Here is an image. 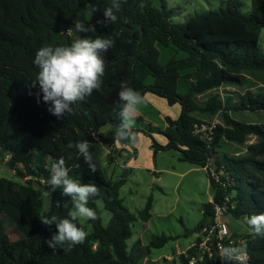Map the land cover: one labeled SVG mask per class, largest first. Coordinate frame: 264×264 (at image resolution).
Wrapping results in <instances>:
<instances>
[{"label":"trees","instance_id":"16d2710c","mask_svg":"<svg viewBox=\"0 0 264 264\" xmlns=\"http://www.w3.org/2000/svg\"><path fill=\"white\" fill-rule=\"evenodd\" d=\"M154 2L120 0L113 24L99 23L105 20L104 10L111 6V0H0V163L6 160L19 178L0 176V264H142L152 248L162 247L172 238L156 235L147 246L137 241L129 249L132 224L152 216V197L138 213L131 212L119 195L127 175L108 178L92 146L100 142L109 149V164H115L121 155L117 144L133 148L131 141L115 139L122 83L143 100L147 93H153L170 105L181 106L177 119L166 117L165 128L134 127L130 130L133 135L146 133L156 151L172 148L181 160L204 169L216 166L217 173L224 171L229 177L230 186H224V176L216 181L206 171L214 202L204 204L200 230L212 220L215 203L222 204L226 196H231L227 210L233 217L248 219L264 214V123L243 122L230 114L232 110L264 111V55L259 51L264 0H251L248 15L234 4L195 14L180 23L172 21V11L165 4L158 8ZM76 21L94 26L96 32H75ZM72 26L70 35L67 31ZM97 36L115 40L102 54L103 84L77 102L72 113L57 118L48 111L38 87L32 86L38 72L33 64L36 51L49 45L69 46L77 37ZM159 45H173L186 57H172L163 64ZM149 77L153 78L151 83L147 82ZM181 78L191 80L187 93L178 91ZM253 79L260 89H247L236 103L232 96L223 99L219 92L212 93L223 85L245 86ZM205 93L209 94L201 102L199 96ZM217 113H221V121L212 129L199 131L206 123L198 114ZM155 132H161L167 143H159ZM83 140L91 144L95 174L76 150V143ZM232 145L243 147V154L220 150ZM60 158H64L71 178L98 188V195L90 198L88 205L97 212V219L88 220L89 233L79 220L76 222L86 238L68 252L48 246L57 229L55 224H43L41 218H66L72 208L70 198L62 196L60 189L52 192L48 185L44 190L34 185L38 177L48 181L51 165ZM44 191L50 193L47 206ZM98 200L111 213L107 225L103 224ZM3 216L16 225L20 238L9 239ZM249 229L233 233V237L245 241L250 264H264V238ZM201 240L199 237L196 244ZM196 253V247L181 253L180 264H188ZM201 264H220L218 252L211 258L205 255Z\"/></svg>","mask_w":264,"mask_h":264},{"label":"rangeland","instance_id":"374dc122","mask_svg":"<svg viewBox=\"0 0 264 264\" xmlns=\"http://www.w3.org/2000/svg\"><path fill=\"white\" fill-rule=\"evenodd\" d=\"M163 4L166 5L169 11H172L171 19L176 23L184 22L189 17L204 11L219 10L221 7L233 6L234 4H239L240 11L245 15L251 12V0H155L154 2V6L158 8L162 7ZM158 48L160 50V62L163 64L167 63L172 57L177 59L186 57L184 51L173 45H159ZM259 51L264 55V27L260 32ZM152 81V77L147 79L148 83ZM250 81L245 86L223 85L213 90L212 93L219 92L223 99L232 96L234 103H236L247 89L252 91L260 89V87H255L256 82L254 79ZM190 83L189 79L181 78L178 91L187 93ZM208 94L200 95L199 100L201 102L205 101ZM159 98L163 100L166 106L172 107L165 98ZM138 108L142 109L147 118L152 119L159 127H163L165 123L164 116L177 119L180 114L175 112V108H181V106L177 103L170 110L171 114H166V110L163 108L160 109V114L159 109L155 110L147 103L140 104ZM230 114L234 119L243 122L264 123V111L232 110ZM198 115L206 123L201 126L204 131L208 130L209 124L221 121V113ZM146 124L147 122L144 120L137 121L135 119L134 127L151 128ZM154 135H156L155 139L159 143L166 141V137L161 132H155ZM135 136L137 137V143L133 145V148L136 150V156L128 162V165L122 168V174L125 173L127 176L125 183L119 190V195L133 213H138L152 197V216L146 222L137 220L132 224V236L127 240V244L129 249L137 241H140L143 246H147L156 235L172 236L164 246L152 248L150 258H147L145 263L142 261V264H175L164 260V257L173 255L175 251L184 250L191 245L193 247L197 237L203 236L202 230L199 229L203 219V207L204 204L211 201L212 196L208 175L204 168L181 160L180 154L172 148L156 151L152 146L151 138L146 133L137 132ZM251 140L253 142L255 139ZM220 150L230 152L232 155H241L244 152L243 147L238 148L234 145L230 147L223 146ZM102 167L105 175L110 178L111 166L106 159L103 160ZM15 174V171L7 165L6 160L0 163L1 177L18 181L19 178ZM39 179L38 177L37 181L34 180V185L44 190L45 184ZM48 203L49 197H46L45 206ZM97 204L102 213L103 224L107 225L111 213L105 209L102 200H98ZM246 219L247 217L236 218L231 214L228 215L232 232L238 235L248 232L250 229ZM79 222L86 228L87 233L91 231L92 228L88 221ZM3 224L11 241L21 237L20 231L7 216H3ZM159 257L161 258L160 261L157 260ZM177 258L180 261V255H177ZM178 261L177 264H179Z\"/></svg>","mask_w":264,"mask_h":264},{"label":"clouds","instance_id":"9594fccd","mask_svg":"<svg viewBox=\"0 0 264 264\" xmlns=\"http://www.w3.org/2000/svg\"><path fill=\"white\" fill-rule=\"evenodd\" d=\"M120 0H111V6L105 8V20L99 23H115ZM95 11V8H93ZM74 30L77 33H94L96 28L83 22H74ZM73 26L68 29L71 35ZM115 44L111 37L97 36L95 38L77 37L69 46H43L36 51L33 64L38 68L32 86L38 87L42 94L43 102L49 105L48 111L57 118H63L65 114L74 111L73 106L77 102L90 97L94 91H98L103 84L105 63L103 53H106ZM119 120L115 129L117 141H131L137 143V137L131 133L135 126L133 113L143 103L142 96L127 84H121L119 91ZM76 150L83 159L91 174L97 172L93 154L90 151L91 144L87 140L77 142ZM52 192L61 190V195L69 197L72 208L66 218H41L45 225L55 224L57 231L47 241L50 248H63L65 252L82 243L86 233L82 227L77 226V221H95L97 212L89 207V200L98 195V188L94 183H83L74 180L69 175L64 158H60L51 165L50 176L47 181ZM49 191L42 193L43 197L49 196ZM248 226L261 238H264V214L253 215L247 219ZM221 259L225 264H243L244 252L238 247H224L221 249Z\"/></svg>","mask_w":264,"mask_h":264},{"label":"built area","instance_id":"2783aa9c","mask_svg":"<svg viewBox=\"0 0 264 264\" xmlns=\"http://www.w3.org/2000/svg\"><path fill=\"white\" fill-rule=\"evenodd\" d=\"M216 123L211 124L208 129H212V126ZM204 125V124H203ZM206 130V129H205ZM199 131H204L202 127L199 128ZM217 167L206 166L205 170L211 173V176L216 181H221L220 177L224 176L225 179L222 181V185L230 186L229 177L224 171H220L217 173ZM225 173V174H224ZM42 183L47 185V181L43 178L39 179ZM209 184L211 182L209 181ZM212 195V193H211ZM231 196H226L225 201L220 203H215L214 205V215L212 220H210L203 228H202V240L198 244H194L193 247H196V254H193L188 260V264H201L205 259V255H208L211 258L214 252H218L220 256V264H225V262L221 259V249L224 247H238L244 252V261L243 264H250V255L244 250L246 246L245 241L233 237V232L229 225L228 220V210H227V202L230 200ZM211 202H214L213 195L211 196Z\"/></svg>","mask_w":264,"mask_h":264},{"label":"crops","instance_id":"0c3cea01","mask_svg":"<svg viewBox=\"0 0 264 264\" xmlns=\"http://www.w3.org/2000/svg\"><path fill=\"white\" fill-rule=\"evenodd\" d=\"M190 82H191V80H190ZM190 85H191V83H190ZM159 97L160 96H157V95H155L153 93H147L145 95V100H143V103H147L149 106H151L155 110H158L159 109V111H160V109L162 110V108H163L164 110H166V114H171L170 113L171 112L170 110H172L177 103L174 104V105H172V107H168V106H166V104H164L163 100H161ZM167 103H168V101H167ZM175 112L177 114H181V108H175ZM160 114H161V111H160ZM133 115H134V117H135V119L137 121L144 120V121L147 122L146 125L159 127L152 119H149V117L147 118V115L142 111V109H140L138 107H137L136 111L133 113ZM166 117L167 116H164V121H165L164 126L163 127H159V128H162L163 129V128L166 127ZM171 118L172 119H176L174 117H171ZM106 129H108V126L104 128V130H106ZM155 136L156 135H154V137ZM166 143H167V139H166V141H164L161 144L164 145ZM92 146H93L94 152H95L96 156L98 157V159H99V161H100L101 164H102V162H103L104 159H106L108 161L109 149L106 146H104L100 142H95V143L92 144ZM117 147L121 150V155L119 156V158L115 162V164H109L111 166V171H112L111 172V176H113V177L121 176L122 175V168L125 167L126 165H128V162L136 156V152H134L133 151V148L131 146H129V145L117 144ZM113 167H114V169H113ZM198 238H199V236L197 237V239ZM189 248H192V245L190 247L184 249V250L175 251L173 253V255H167L166 258L164 257V260H167L168 262L171 261L172 263L174 262L175 264H177V261H178L177 260L178 259L177 258V255H180L181 252L184 253L185 250H187ZM149 256L148 257H145V259L143 260L144 263L147 262V258H150ZM157 260L160 261L161 258L159 257ZM148 261L150 262V259ZM178 263L180 264V261H178Z\"/></svg>","mask_w":264,"mask_h":264}]
</instances>
